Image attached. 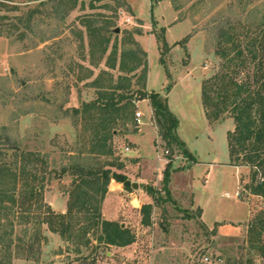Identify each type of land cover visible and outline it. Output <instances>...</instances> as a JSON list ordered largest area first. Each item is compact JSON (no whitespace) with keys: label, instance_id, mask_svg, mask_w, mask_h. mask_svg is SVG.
<instances>
[{"label":"rangeland","instance_id":"obj_1","mask_svg":"<svg viewBox=\"0 0 264 264\" xmlns=\"http://www.w3.org/2000/svg\"><path fill=\"white\" fill-rule=\"evenodd\" d=\"M129 1L142 19L152 22L153 29L146 32H154L158 46L156 42L147 41L146 49L140 43L135 30L140 28L144 33L143 22L137 20L129 2L130 7L120 5V8L112 9L117 0L94 2L99 6L97 8L91 7V0H79L63 24V33L38 46L33 45L37 34L19 38L18 31L13 29L15 32L11 34L0 35V134H7L20 144L22 150L36 152L48 161V168L43 173L42 210L46 211L50 205L57 213L68 211L75 180L69 167L74 162L126 173L131 182L135 180L139 185L133 187L132 184L131 190L125 192L139 195L141 199L139 204L127 197L114 200L110 206L115 210L113 208L112 212L109 208L106 213L105 199L101 202L103 217L129 228L135 235L133 243L116 246L99 242L98 233L93 229L86 235L82 231L76 232L69 240L44 223L40 227L41 240L31 257L26 249L16 246L15 236L16 241L7 251L11 264H238L239 261L264 264V257L251 247L248 237L249 223L264 209V198L247 188L251 181L250 167L231 161L227 133L234 129L233 117L227 114L217 121H210L202 100V84L221 69L223 61L210 43V33L205 27L216 14L236 2L203 0V4H196V0H175L183 4L177 10L174 0L154 8L150 0ZM16 2L18 9L10 10L0 5V15L7 14L17 21L39 1ZM8 4L14 5L13 2ZM152 15L163 25L169 24L175 15L179 21L170 29V43L166 40V46L160 41L163 35L166 39V27L159 23L160 20L152 21ZM97 17L99 20L112 17L116 25L112 28V40L118 35L119 58L124 49L138 50L134 42H128L131 35L147 52H140L143 63L135 71L121 73L131 78L133 89H139L146 64L149 66L147 82L151 70V83L156 88L148 90L146 82V91L167 95L173 90L170 100L180 118V133L194 155L190 158L178 151L173 154L169 184L171 200L155 205L150 224L142 222L141 207L147 199L146 193L149 194V186L160 189L164 185L167 163L162 171L149 163L141 166L136 163L133 155L139 151L133 149L129 134L142 124L132 116L118 120L114 125V154L93 152L95 117L99 111L93 109L86 113L84 106L96 100L99 91L107 89L94 84L96 78L107 85L111 73L116 81L120 74L119 70L112 71L107 63L113 41L105 55L90 45L91 36L83 22L85 18ZM54 24L59 22L54 20ZM189 33L192 36L184 43L183 39ZM160 89L162 91H158ZM126 92V88L123 89V93ZM136 110H143L146 120L151 116L145 101ZM152 121L161 137L155 119ZM149 132L142 152L147 159H153L158 153L149 141L156 134L153 126ZM14 156L12 150L0 148V161L12 164ZM118 163L123 164L121 169ZM19 184L20 191L22 182ZM143 185L147 186L143 188ZM118 207L122 210L118 211ZM17 215H21V210ZM80 216L82 223L84 216ZM11 218L12 214L1 218L4 227ZM14 219L16 231H22L25 226H20L16 217ZM76 223L78 228L79 222ZM28 227H31V233L37 226L33 222ZM85 236L90 238L89 245L85 244ZM79 245L80 253L76 251Z\"/></svg>","mask_w":264,"mask_h":264},{"label":"trees","instance_id":"obj_2","mask_svg":"<svg viewBox=\"0 0 264 264\" xmlns=\"http://www.w3.org/2000/svg\"><path fill=\"white\" fill-rule=\"evenodd\" d=\"M25 1L39 2L17 21L7 14L0 15V35L11 34L14 30L18 31L19 38L37 34V39H33L35 46L62 34L65 28L63 24L69 12L79 2V0ZM99 1L103 0H91V7H99L94 3ZM159 1L161 0H152V8ZM232 1L236 4L231 2L229 8L216 14L205 27L210 33V43L223 61L221 69L202 84V100L210 121H217L227 114L233 117L235 127L227 133L231 161L236 165L250 167L251 181L247 188L251 193L264 198V1L259 3L252 0ZM8 2H13L14 5H9ZM195 2L203 4V0ZM17 3L16 0H0V5L10 10L18 9ZM174 4L177 10L183 5L175 0ZM120 5L129 6L126 0H117V5L111 8L116 10ZM54 20L59 24L52 25ZM137 20L141 23L140 19ZM83 23L91 36V47L98 49L101 55L107 54L113 41L112 28L116 26L112 17L101 20L99 17L85 18ZM20 25L24 29H21ZM135 32L140 33L141 29L137 28ZM191 36V33L186 35L183 39L184 43L188 42ZM117 38L118 35L113 41L107 63L112 71H120L118 81L112 73L107 79V85L96 78L94 84L107 89H100L98 98L86 103L84 111L86 113L93 109L99 111L95 117L97 122L93 152L99 155H112L115 152L114 125L118 120L130 119L131 116L136 121L137 102L145 98L150 100L163 144L170 150L169 162L164 170V185L160 189L149 186L148 192L153 197L154 203H144L141 207L142 222L150 224L155 205L171 200L169 184L173 154L178 151L190 158L194 155L178 134L179 119L169 106L168 96L157 91H146L149 66L146 64L143 66V73L140 76L142 84L136 90L132 87L131 78L121 73L135 71L143 63L139 57L140 52L144 54L147 52L131 35L128 42H134L138 50L124 49L119 58ZM161 40L163 46H166L164 35ZM125 88L128 92L123 93ZM0 148L15 152L12 164L0 161V230H2L0 264H11L7 251L11 250L13 242L16 241L15 236L18 240L16 246L26 249L28 256L31 257L36 244L41 240L40 227L44 223L69 240L74 238L76 232L82 231L86 235L93 229L98 233V241L105 244L127 246L135 241V235L129 228L123 227L118 221L104 218L101 210V202L105 199L112 178L123 182L125 188L131 190L132 182L126 173L74 162L69 167V172L74 175L75 180L70 193L68 211L57 213L50 205L46 211H43L41 192L45 179L43 173L48 168V161L36 152L22 150L20 144L11 140L7 134H0ZM117 166L121 169L123 164L118 163ZM41 174L43 176H40ZM20 182L22 188L19 191ZM19 210H21L20 216L17 215ZM10 214L13 218L4 227L1 218ZM80 215L84 216L82 223H80L82 218ZM15 217L20 226H25L20 231L23 232L22 234L16 231ZM33 222L37 227L29 233L31 227L28 226ZM76 222H79L78 228ZM248 237L251 247L264 257V209L250 221ZM84 239L85 244L89 245L90 238L85 236ZM76 251L82 252L80 245ZM238 264L243 262L239 261Z\"/></svg>","mask_w":264,"mask_h":264},{"label":"crops","instance_id":"obj_3","mask_svg":"<svg viewBox=\"0 0 264 264\" xmlns=\"http://www.w3.org/2000/svg\"><path fill=\"white\" fill-rule=\"evenodd\" d=\"M151 1V4H152V0ZM128 2L131 4L132 6V9L134 11V14L136 16L137 19H140L144 25V33H142V30L140 33H138L136 35V38L140 41V43L147 49V46H146V42L149 41V42H153L157 44L158 46V40L154 34V32H150V33H147L146 30H152L153 27H152V22H148V21H145L144 19H142L136 8L134 7L133 3L130 2L128 0ZM166 2H169L168 0H161L159 1L155 6H161L163 4H165ZM154 6V7H155ZM153 7V8H154ZM176 13V12H175ZM176 15L173 16V19L169 22V24L167 25H163L161 20L159 18H154L153 15H152V21L153 19L154 20H160L159 23H161L162 26L166 27V40L169 42L168 40V36L170 34V29L176 25L179 21H176ZM142 25V26H143ZM178 41V40H176ZM174 41V42H176ZM170 43V42H169ZM152 79H151V70L149 71V77H148V82H147V88L148 90H152V89H156L154 86H152ZM159 89V88H158ZM162 89V88H161ZM158 90V91H162V90ZM172 89L169 90V92L167 93V96H168V102H169V106L171 108V110L176 114V116L178 117L179 119V127H178V134L180 136V138L184 141L183 137L181 136V133H180V118H179V115L178 113L174 110V106L171 104V100H170V97H171V93H172ZM145 101L146 103H148V106L150 107V111H151V116L147 118V120L145 119L146 116H145V112L143 110H141L143 112V116L141 118V122L138 123V124H142L139 129L137 131H134L133 133H130L129 134V139L131 140V142L133 143V149L136 148L139 152L138 154H135L133 155L135 158H136V163H138V165L140 164L141 165H144V163H149L150 165H152L154 168H158L159 170L165 168V161L161 158V154H160V151L158 150L157 148V144H156V138L158 137V130H157V127L156 125L154 124V122L152 121V118H154V114H153V108H152V105H151V102L148 98H145V99H142V100H139L137 102V107H139V104L141 102ZM205 108V107H204ZM206 112V110H205ZM137 120V119H136ZM138 122V121H137ZM151 126L154 127V131L156 132L155 135H153V137L149 140L152 142L153 146H155L158 150V153L156 155L155 158L153 159H147V157L143 154L142 152V149H143V145H145L147 142H148V138H149V131H150V128ZM234 127H235V124H234ZM154 139V140H153ZM155 144V145H154ZM187 146V144H186ZM189 149V148H188ZM131 150V148L129 149ZM190 150V149H189ZM191 151V150H190ZM162 171V170H161ZM162 173V172H161ZM160 175V174H159ZM161 176V175H160ZM133 183H137L135 180L132 181V184ZM156 183H154L155 185ZM139 185V184H138ZM147 185H143V188H145ZM129 190V189H127ZM126 191V188H125V185L123 182H119L117 181L116 179L112 178L110 183H109V190H108V194L105 198V203H104V212H108L110 211L109 208H112V212H113V208L115 210V207H111L110 206V203H112L114 200H119L123 197H127V198H130L131 199V202H133L134 200H137L138 201V204L140 202V197L139 195L137 196L136 194L132 193V192H125ZM146 201H143L144 203H152V198L151 196L146 193ZM115 205V204H114ZM118 211H121V207H118L117 209ZM112 219V218H110Z\"/></svg>","mask_w":264,"mask_h":264},{"label":"built area","instance_id":"obj_4","mask_svg":"<svg viewBox=\"0 0 264 264\" xmlns=\"http://www.w3.org/2000/svg\"><path fill=\"white\" fill-rule=\"evenodd\" d=\"M128 20H129V18H128ZM142 116H143V112L141 110H137L136 111V119H137V121L139 123L141 122ZM156 144H157L158 150L160 151L161 158L165 161V163H168L169 162V158L165 154H169L170 150L163 145V140H162L161 137H159V135L156 138Z\"/></svg>","mask_w":264,"mask_h":264},{"label":"water","instance_id":"obj_5","mask_svg":"<svg viewBox=\"0 0 264 264\" xmlns=\"http://www.w3.org/2000/svg\"><path fill=\"white\" fill-rule=\"evenodd\" d=\"M117 30H119V29L117 28ZM133 187H138V184L137 183H133Z\"/></svg>","mask_w":264,"mask_h":264}]
</instances>
